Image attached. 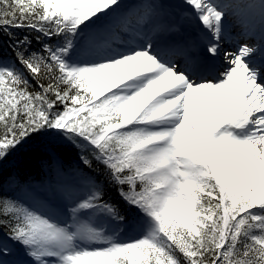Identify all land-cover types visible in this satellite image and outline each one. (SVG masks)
<instances>
[{
	"label": "snow or ice",
	"instance_id": "obj_1",
	"mask_svg": "<svg viewBox=\"0 0 264 264\" xmlns=\"http://www.w3.org/2000/svg\"><path fill=\"white\" fill-rule=\"evenodd\" d=\"M0 264H264V0H0Z\"/></svg>",
	"mask_w": 264,
	"mask_h": 264
},
{
	"label": "rangeland",
	"instance_id": "obj_2",
	"mask_svg": "<svg viewBox=\"0 0 264 264\" xmlns=\"http://www.w3.org/2000/svg\"><path fill=\"white\" fill-rule=\"evenodd\" d=\"M128 2H129V3H132V2H133V0H128Z\"/></svg>",
	"mask_w": 264,
	"mask_h": 264
},
{
	"label": "bare ground",
	"instance_id": "obj_3",
	"mask_svg": "<svg viewBox=\"0 0 264 264\" xmlns=\"http://www.w3.org/2000/svg\"><path fill=\"white\" fill-rule=\"evenodd\" d=\"M257 2H258V0H257Z\"/></svg>",
	"mask_w": 264,
	"mask_h": 264
}]
</instances>
